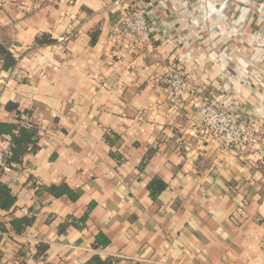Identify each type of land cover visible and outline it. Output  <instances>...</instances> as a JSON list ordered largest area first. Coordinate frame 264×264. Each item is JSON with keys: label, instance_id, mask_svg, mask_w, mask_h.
<instances>
[{"label": "crops", "instance_id": "1", "mask_svg": "<svg viewBox=\"0 0 264 264\" xmlns=\"http://www.w3.org/2000/svg\"><path fill=\"white\" fill-rule=\"evenodd\" d=\"M142 1L0 0V124L38 135L0 173V264H264V1L150 0L138 43L119 23ZM192 97L257 120L259 146L200 135Z\"/></svg>", "mask_w": 264, "mask_h": 264}, {"label": "built area", "instance_id": "2", "mask_svg": "<svg viewBox=\"0 0 264 264\" xmlns=\"http://www.w3.org/2000/svg\"><path fill=\"white\" fill-rule=\"evenodd\" d=\"M264 1V0H263ZM150 0L123 12L119 27L124 33L130 34L138 43H148L152 36L149 19ZM170 97L175 104L181 103L189 91L188 73L179 64L170 67L164 77ZM195 95L194 91L191 92ZM191 106L195 113L194 126L200 135L212 136L222 145L233 149L259 146L261 137L260 124L254 118H244L234 110L221 105L209 98L192 97ZM7 145L0 143V173L9 174L13 171L6 162ZM26 212V209H23ZM111 264H116L111 262Z\"/></svg>", "mask_w": 264, "mask_h": 264}, {"label": "trees", "instance_id": "3", "mask_svg": "<svg viewBox=\"0 0 264 264\" xmlns=\"http://www.w3.org/2000/svg\"><path fill=\"white\" fill-rule=\"evenodd\" d=\"M0 53L5 56L6 60L11 59L9 51L0 44ZM9 134L6 162L11 168L23 163V157L30 151L37 148V128L32 123H2L0 124V134ZM50 192L54 195L71 193L67 187H49ZM15 196L12 195L10 187L0 181V210H8L14 204ZM32 217L22 216L15 219L12 224L17 230L31 224ZM88 264H111L109 260H102L98 256H93Z\"/></svg>", "mask_w": 264, "mask_h": 264}]
</instances>
